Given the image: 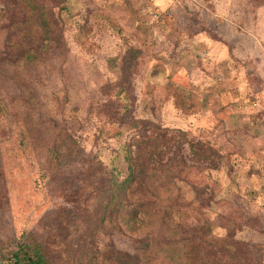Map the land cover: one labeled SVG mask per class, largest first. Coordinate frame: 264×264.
I'll list each match as a JSON object with an SVG mask.
<instances>
[{"label":"rangeland","instance_id":"1","mask_svg":"<svg viewBox=\"0 0 264 264\" xmlns=\"http://www.w3.org/2000/svg\"><path fill=\"white\" fill-rule=\"evenodd\" d=\"M28 4L0 0V110L10 109L0 114V259L37 245L49 264H84V251L97 264L113 252L138 264L137 248L159 246L175 218L190 241L207 235L219 254L206 263L264 264V0ZM36 6L58 23L64 56L6 67L30 42L45 44ZM122 87L128 97L118 99ZM27 102L36 125L22 141L15 111ZM144 129L166 144L147 166L158 170L154 223L132 232L95 209L86 176L94 185L106 170L90 156L125 174L112 149Z\"/></svg>","mask_w":264,"mask_h":264},{"label":"trees","instance_id":"2","mask_svg":"<svg viewBox=\"0 0 264 264\" xmlns=\"http://www.w3.org/2000/svg\"><path fill=\"white\" fill-rule=\"evenodd\" d=\"M30 7L33 6L34 0H27ZM33 11L37 12V22L41 41L45 43L41 48H36L30 42L22 50V56L18 60H15L11 65L16 66L14 70L20 66L19 62L36 64L39 62V57L37 54L43 52H49L55 57L64 56V43L60 41L59 44H54L55 36L57 35L55 29H58V23L51 22L47 18V12L44 6H36ZM48 11V10H47ZM56 27V28H55ZM30 33V32H29ZM44 48V49H43ZM37 53V54H35ZM63 58V57H62ZM33 64V65H34ZM30 73V72H29ZM16 76L13 81L19 85L21 92H30L33 89L31 87V77L22 75L21 73L15 72L13 74ZM126 88L122 87L116 90V98H127ZM178 92L177 95L181 93ZM176 95V96H177ZM182 97L188 100L193 98L192 92L183 93ZM28 102L25 107L15 111L18 119L22 121L20 124V137L22 141H25V137L34 134V127L36 122L33 123L31 116L27 113ZM7 111H10L8 107H4L0 110L1 115H5ZM0 115V116H1ZM124 115V114H121ZM119 115V116H121ZM146 125V124H145ZM118 135H122L118 133ZM156 136V134H155ZM157 136L162 139L164 136L158 134ZM165 142H156V138L149 137L147 129L144 132L141 131V135H129V140L124 142L120 147L112 149L116 160L121 156L124 163L123 169L125 174L122 173V167L117 168V166H107L102 163L101 160L96 159V156L91 159L97 160L99 163V169L105 168V172L102 176H98L92 185L91 178L87 180L86 176V189L90 192L97 191V196L95 197L94 207L95 209H100L105 211L107 215V220L119 217L121 222L132 232L135 228H142L150 226L154 223V219L150 212V207L148 206V197L155 193L156 190V178L153 177L158 170H153V174H149L148 167L155 160L154 157L160 156V153L165 146ZM200 144V143H198ZM197 144V145H198ZM119 165V163H118ZM156 165L158 161L156 160ZM155 167V166H154ZM98 168V167H97ZM91 166L86 168V175L90 174ZM132 205L134 206L132 208ZM130 208L131 210L127 209ZM168 216H171L170 212L166 211ZM200 214V213H199ZM184 217V216H182ZM100 223L104 222L103 218H100ZM164 227L166 230V238L163 240L159 246L155 247L140 246L137 248L140 256L143 257V262L138 264H208L206 263L207 257L218 258L219 253L208 252L209 247L206 244V234H197V239L192 242L190 238L186 235L188 232L187 225L184 220H172V223L164 222ZM197 228L199 230L204 228V224L199 225ZM86 251L80 252L79 256L84 264H97L90 254H85ZM109 264H132L127 261L122 254L113 252V254H108ZM4 261V262H3ZM0 264H49L46 260L42 249L39 246H19L17 250L11 252L7 257L0 259Z\"/></svg>","mask_w":264,"mask_h":264}]
</instances>
